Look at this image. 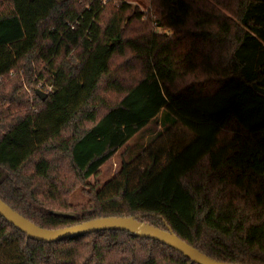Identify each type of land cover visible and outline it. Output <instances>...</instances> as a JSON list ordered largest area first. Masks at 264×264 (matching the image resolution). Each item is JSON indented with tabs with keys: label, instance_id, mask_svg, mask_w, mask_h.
<instances>
[{
	"label": "trees",
	"instance_id": "obj_1",
	"mask_svg": "<svg viewBox=\"0 0 264 264\" xmlns=\"http://www.w3.org/2000/svg\"><path fill=\"white\" fill-rule=\"evenodd\" d=\"M161 111L189 142L151 140L135 184L133 158L89 183ZM0 199L41 228L133 217L264 264V0H0ZM0 264L195 263L123 230L47 242L0 216Z\"/></svg>",
	"mask_w": 264,
	"mask_h": 264
},
{
	"label": "water",
	"instance_id": "obj_2",
	"mask_svg": "<svg viewBox=\"0 0 264 264\" xmlns=\"http://www.w3.org/2000/svg\"><path fill=\"white\" fill-rule=\"evenodd\" d=\"M36 96L44 100L47 94L39 89L34 90ZM57 215L71 216L70 212L55 211ZM0 216L22 233L35 240L53 242L65 238H74L86 233L100 230H123L140 238H149L159 241L188 258L195 264H238L231 262H218L200 252L198 249L180 239L167 228L166 230L154 227L148 223L140 222L133 217H101L82 222L77 225L60 229H46L36 226L31 221L11 209L0 199Z\"/></svg>",
	"mask_w": 264,
	"mask_h": 264
},
{
	"label": "rangeland",
	"instance_id": "obj_3",
	"mask_svg": "<svg viewBox=\"0 0 264 264\" xmlns=\"http://www.w3.org/2000/svg\"><path fill=\"white\" fill-rule=\"evenodd\" d=\"M129 2L137 4L144 11L150 8V0H129ZM159 31L167 32V30L164 29H159ZM162 116L163 111H161L158 116L148 124L146 129L141 131L135 138L130 140L126 146H123L119 152L102 167L101 173L97 178L91 177L89 179V183H94L97 181L100 187H105V184L110 179L118 176L121 160L133 158L134 160L131 168L130 183L135 184L140 172L147 163L144 150L147 148V145L151 140L156 138L158 144L166 146L176 143L177 141L181 142L182 145L188 143L192 138V134L188 132L187 129L182 127H173L171 132H165L161 122ZM160 133H162V137L158 136ZM85 199L86 196L82 194L80 189L74 191L71 195L72 202H83Z\"/></svg>",
	"mask_w": 264,
	"mask_h": 264
},
{
	"label": "built area",
	"instance_id": "obj_4",
	"mask_svg": "<svg viewBox=\"0 0 264 264\" xmlns=\"http://www.w3.org/2000/svg\"><path fill=\"white\" fill-rule=\"evenodd\" d=\"M37 86L38 89L44 92L45 94H49L52 92V84L47 83L45 80H38Z\"/></svg>",
	"mask_w": 264,
	"mask_h": 264
}]
</instances>
